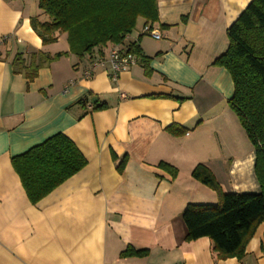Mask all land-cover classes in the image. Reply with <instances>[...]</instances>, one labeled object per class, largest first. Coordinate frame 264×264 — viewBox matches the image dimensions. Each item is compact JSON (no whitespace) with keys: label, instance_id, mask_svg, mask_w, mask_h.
Instances as JSON below:
<instances>
[{"label":"crops","instance_id":"obj_1","mask_svg":"<svg viewBox=\"0 0 264 264\" xmlns=\"http://www.w3.org/2000/svg\"><path fill=\"white\" fill-rule=\"evenodd\" d=\"M250 1L157 0L161 39L140 33L141 18L124 44L79 57L66 33L42 42L30 20L41 13L39 0H0V264H264V223L242 259H223L209 237L186 241L182 218L189 203L219 200L192 177L199 163L227 176L225 191L260 190L254 148L229 105L232 77L213 65ZM131 41L142 54L117 81L108 64L84 78L96 56L126 51ZM37 51L67 54L31 81L14 72L16 53L28 59ZM58 132L87 165L32 203L12 158ZM162 161L178 168L176 177ZM129 246L148 254L122 257Z\"/></svg>","mask_w":264,"mask_h":264},{"label":"trees","instance_id":"obj_2","mask_svg":"<svg viewBox=\"0 0 264 264\" xmlns=\"http://www.w3.org/2000/svg\"><path fill=\"white\" fill-rule=\"evenodd\" d=\"M40 15L31 17V25L44 44L57 41V33H66L69 51L79 57L92 54L94 49L108 43L124 44L141 18L155 26L159 18L157 0H39ZM45 16V19H40ZM164 26V25H163ZM228 49L215 59L213 65L224 67L234 83L229 105L235 112L255 151L254 172L259 192L223 190L212 170L204 163L197 164L192 177L213 189L217 203H189L182 218L187 228L186 241L209 237L220 258L242 259L246 247L258 226L264 223V0H251L228 28ZM7 42V41H6ZM5 42V43H6ZM122 50V49H121ZM125 50L141 55L135 41ZM67 54L55 55L37 51L29 58L18 52L12 60L15 73L30 81L40 68ZM96 104L95 110L105 107ZM184 128L169 126L171 132ZM124 158L119 166L122 171ZM12 164L32 203L51 193L87 165V159L75 142L63 132L47 138L23 154L14 156ZM159 166L173 177L178 168L162 161ZM148 254L147 249L131 246L122 257Z\"/></svg>","mask_w":264,"mask_h":264},{"label":"built area","instance_id":"obj_3","mask_svg":"<svg viewBox=\"0 0 264 264\" xmlns=\"http://www.w3.org/2000/svg\"><path fill=\"white\" fill-rule=\"evenodd\" d=\"M140 33L142 35H150L155 39L162 38V32L160 29L151 24L143 25ZM9 38L10 35H4L1 42L5 43ZM138 62L139 59L135 53L121 50L118 47H113L107 53H104V55L96 56L90 65L84 70L83 76L86 79H92L96 70L100 66H106L108 64L111 69L113 80L117 81L121 72L128 70L130 67H132V65H135ZM73 83V81L70 82V84ZM67 87H69V85ZM122 95L125 96V94Z\"/></svg>","mask_w":264,"mask_h":264},{"label":"rangeland","instance_id":"obj_4","mask_svg":"<svg viewBox=\"0 0 264 264\" xmlns=\"http://www.w3.org/2000/svg\"><path fill=\"white\" fill-rule=\"evenodd\" d=\"M35 16V15H34ZM40 19H45V16H40L39 17ZM141 24H142V22H141V20L138 22V26H141ZM244 129V128H243ZM246 133V132H245ZM247 135V134H246ZM248 137V136H247ZM248 140H249V138H248ZM219 174H215L216 175V177H217V180L220 182V184H221V186L225 189L226 187V185L228 184V178H227V176L225 175V174H221L220 172H218ZM221 181H222V183H221ZM251 192V191H250ZM253 192V191H252Z\"/></svg>","mask_w":264,"mask_h":264}]
</instances>
